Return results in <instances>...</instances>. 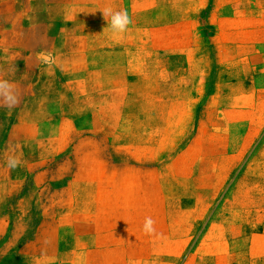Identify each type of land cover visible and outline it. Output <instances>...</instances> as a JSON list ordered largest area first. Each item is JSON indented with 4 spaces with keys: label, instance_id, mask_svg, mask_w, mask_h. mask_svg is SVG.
I'll return each mask as SVG.
<instances>
[{
    "label": "rangeland",
    "instance_id": "obj_1",
    "mask_svg": "<svg viewBox=\"0 0 264 264\" xmlns=\"http://www.w3.org/2000/svg\"><path fill=\"white\" fill-rule=\"evenodd\" d=\"M0 80V264H264V0H0Z\"/></svg>",
    "mask_w": 264,
    "mask_h": 264
},
{
    "label": "clouds",
    "instance_id": "obj_2",
    "mask_svg": "<svg viewBox=\"0 0 264 264\" xmlns=\"http://www.w3.org/2000/svg\"><path fill=\"white\" fill-rule=\"evenodd\" d=\"M102 14L107 22V18L109 16L111 17L110 24L108 22L107 26L110 27L114 34L126 32L128 26L132 22L126 10L113 11L112 8H106L102 10ZM0 100L3 101L2 106L8 108H13L20 103V97L16 93L13 85L6 80H0ZM7 164L9 168H15L20 164V159L14 155L9 156L7 158ZM154 224L155 221L151 217H146L143 225V232L147 235L154 234Z\"/></svg>",
    "mask_w": 264,
    "mask_h": 264
}]
</instances>
